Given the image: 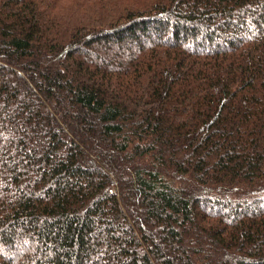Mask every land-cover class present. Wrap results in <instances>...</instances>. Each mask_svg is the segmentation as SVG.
<instances>
[{
  "label": "trees",
  "instance_id": "obj_1",
  "mask_svg": "<svg viewBox=\"0 0 264 264\" xmlns=\"http://www.w3.org/2000/svg\"><path fill=\"white\" fill-rule=\"evenodd\" d=\"M0 264H264V0H0Z\"/></svg>",
  "mask_w": 264,
  "mask_h": 264
}]
</instances>
